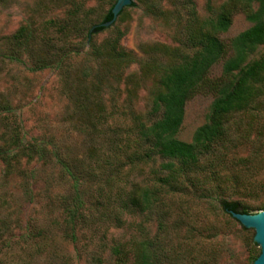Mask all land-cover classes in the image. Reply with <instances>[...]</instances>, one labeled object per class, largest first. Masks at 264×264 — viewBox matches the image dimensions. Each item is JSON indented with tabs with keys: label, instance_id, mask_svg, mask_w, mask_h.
I'll return each mask as SVG.
<instances>
[{
	"label": "rangeland",
	"instance_id": "1",
	"mask_svg": "<svg viewBox=\"0 0 264 264\" xmlns=\"http://www.w3.org/2000/svg\"><path fill=\"white\" fill-rule=\"evenodd\" d=\"M132 1L92 43L85 34L103 23L116 0H0V147L20 124L26 140H45L75 161L83 193L73 222L72 181L57 166L22 156L8 171L0 159V264H113L114 248L131 241L147 246L155 264H253L260 255L254 230L221 203L264 205V80L252 107L230 121V137L218 152L165 181L166 161L148 157L139 139L141 125L151 122L157 77L149 61L156 46L182 45L189 8L184 0ZM191 1L205 20L227 0ZM251 26L237 13L221 38L230 41ZM118 32L120 45L138 60L107 75L105 55ZM68 53L70 75L31 71L35 59ZM262 53L264 47L253 59ZM220 73L221 65L212 69L214 77ZM98 76L108 77L99 94L92 85ZM78 94L84 98L76 106ZM212 102L210 95L188 101L179 140L192 141ZM134 187L149 190V210L128 207Z\"/></svg>",
	"mask_w": 264,
	"mask_h": 264
},
{
	"label": "trees",
	"instance_id": "2",
	"mask_svg": "<svg viewBox=\"0 0 264 264\" xmlns=\"http://www.w3.org/2000/svg\"><path fill=\"white\" fill-rule=\"evenodd\" d=\"M192 2L184 0L183 3L187 9L189 8L185 41L180 47L173 49L164 45L156 46L149 61L157 66L158 69L154 72L157 77L152 94L151 122L141 125L139 139L147 146L148 157L155 155L166 161L162 165L163 171L169 174L165 181L175 177L178 173L177 168L195 166L200 159L218 152L230 137V121L252 107L263 87L261 83L264 80V53L257 59L253 57L261 47H264V0H227L216 15L205 20L198 18ZM152 7L156 9L154 15L159 16L158 4H152ZM111 11L112 8L103 23L112 19ZM237 13H242L252 26L230 41H225L221 36L229 30ZM73 17L75 15L70 14L69 20ZM101 24L89 29L85 34V40L91 37L90 42L93 43V37L107 29ZM23 37L25 30L15 37L17 45ZM121 38L122 34L118 32L108 47L105 55L107 75L122 72L138 60L132 52L126 51L120 45ZM69 55L68 53L59 59H35L31 71L54 68L62 75H70L65 64ZM217 65H221V73L214 77L212 69ZM88 70L91 72L92 68ZM81 75L83 82L86 83L89 74L83 70ZM105 79L108 77L98 76L92 84L97 94L100 93ZM198 95H210L213 102L207 122L195 131L191 142H184L179 140L177 135L184 121L185 106ZM132 96L133 94L128 91L129 107H132ZM83 98L80 94L76 96V106L82 103ZM5 111L12 113L11 108ZM2 119L8 121L9 118ZM9 137V145L0 147V159L8 171L13 167V162L18 163L20 157L25 156L31 161L36 159L54 164L65 177L71 179L70 217L75 222L76 202L82 204L83 201L82 184L76 175L75 161L63 155L60 148L45 140H26L20 124H16ZM150 197L147 188L134 187L127 193V205L137 212H145L152 205ZM221 204L231 218L233 217L229 210L247 214H251L249 209L255 212L264 210V205L245 208L237 201L225 200ZM113 259V264H155L147 246L137 241L116 246L113 250Z\"/></svg>",
	"mask_w": 264,
	"mask_h": 264
},
{
	"label": "water",
	"instance_id": "3",
	"mask_svg": "<svg viewBox=\"0 0 264 264\" xmlns=\"http://www.w3.org/2000/svg\"><path fill=\"white\" fill-rule=\"evenodd\" d=\"M116 4L112 7V19L106 23L101 24V26L108 28L112 26L121 12L132 5V0H116ZM94 29V28H93ZM93 29L91 31H93ZM91 38V37H90ZM229 213L243 228L247 230H254L253 242L259 246L260 255L254 261L253 264H264V210L255 213L247 214L242 212H237L234 210H229Z\"/></svg>",
	"mask_w": 264,
	"mask_h": 264
}]
</instances>
